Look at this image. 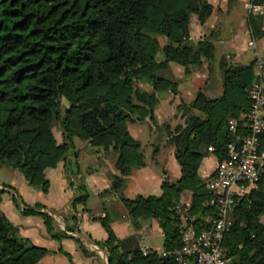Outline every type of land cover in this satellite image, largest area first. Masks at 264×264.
Wrapping results in <instances>:
<instances>
[{"label": "trees", "instance_id": "16d2710c", "mask_svg": "<svg viewBox=\"0 0 264 264\" xmlns=\"http://www.w3.org/2000/svg\"><path fill=\"white\" fill-rule=\"evenodd\" d=\"M212 10L208 0H0V164L17 168L29 184L47 191V167L64 160L67 174L74 173L76 162L67 153L76 156L77 136L97 151L116 152L117 173L101 192H114L134 224L154 217L165 247L181 245L172 205L185 192H190L197 228L208 227L215 212L204 203L209 193L198 173L199 162L209 151L223 157L227 142L246 133L242 114L249 105L254 61L233 63L220 57L221 93L210 96L202 87L189 102L180 99L176 107L183 121L168 130L166 121L156 118L157 90L176 93L177 85L155 72V62L157 57L173 60L188 70L212 58L211 40L189 36L191 16L203 23ZM248 21L255 36L264 34V14H252ZM230 116L239 119L236 132L229 129ZM145 119L151 133H167L180 175L171 180L162 170L159 194L127 196L122 191L126 175L146 162L143 142L127 125ZM56 125L60 141L53 131ZM259 147L264 149V129ZM84 188L79 185L74 201H84ZM4 191L5 184L0 186V203ZM12 198L17 206L22 204L23 213L41 215L51 235H67L55 229L49 212L40 210L41 202ZM262 215L264 162L256 189L238 198L230 213L231 224L222 238L229 250L227 264H264ZM99 220L107 231L100 246L108 264H178L171 256L143 253L136 233L117 236L107 215ZM47 251L21 235L0 205V264H37Z\"/></svg>", "mask_w": 264, "mask_h": 264}, {"label": "crops", "instance_id": "0c3cea01", "mask_svg": "<svg viewBox=\"0 0 264 264\" xmlns=\"http://www.w3.org/2000/svg\"><path fill=\"white\" fill-rule=\"evenodd\" d=\"M208 1L213 5L211 14L203 23L194 15L191 16L189 36L193 41L202 38L211 40L214 43L212 58L203 59L200 65L190 66L188 70L173 60L163 61L157 57L155 62V72L175 81L177 85L176 93L169 89L157 90L159 101L155 113L159 123L166 121L165 130L183 121L176 107L180 99L189 102L202 87H205L210 96L221 93L218 65L220 57H228L233 63H241L254 61L255 51L264 54V34L254 35L248 21L247 0H243L241 5L239 3L240 7L237 6V0ZM251 35H254L255 46L248 45ZM149 123L145 119L127 125L130 133L143 142L146 155L145 164L126 175L122 191L127 196L159 194L162 170L167 171L173 179L180 175V166L174 147L167 142V133L164 129L151 133ZM57 130L59 135L53 129L56 139L60 141L61 132L58 127ZM73 144L76 156L71 151L67 156L76 162L74 173L67 174L64 160L53 167H47L45 174L50 181L47 191L29 184L17 168L0 164V186L4 187L5 184L0 203L2 210L18 226L21 235L48 249L37 264H108L106 253L100 246L107 237V231L99 220L104 215L109 217L111 228L117 236L136 233L141 249L162 246L163 231L154 217L141 219L134 224L135 220L129 216L123 202L114 192H101L110 186L113 174L117 173L114 164L116 152L111 148L97 151L88 140L77 136H73ZM217 162L216 154L209 151L199 162V175L205 178L212 174ZM80 184L85 186L86 196L84 201H74L80 193ZM13 195L21 202H41L43 207L40 210L49 212L55 222V229H64L67 235H51L46 230L42 216L23 213L22 204L17 206ZM181 198L189 202L190 192L183 193ZM261 220L264 221V215ZM67 225H73L74 228L66 229Z\"/></svg>", "mask_w": 264, "mask_h": 264}, {"label": "built area", "instance_id": "2783aa9c", "mask_svg": "<svg viewBox=\"0 0 264 264\" xmlns=\"http://www.w3.org/2000/svg\"><path fill=\"white\" fill-rule=\"evenodd\" d=\"M246 10L248 17L264 14V1L247 0ZM248 45L255 46L254 35L248 39ZM254 64L255 76L247 90L249 105L242 114L247 131L237 136L238 140L227 142L225 155L218 159L213 173L204 178L209 193L204 203L214 207L215 216L208 227L197 228L189 202L180 198L172 208L178 217L181 245L173 249L164 245L145 247L143 253L171 256L178 264H189L191 260V264H227L229 250L222 238L231 224L230 213L238 198L256 189L264 162V149L259 147V134L264 129V54L255 51ZM238 123L237 117L228 118L232 132H236ZM207 148L213 149L212 145Z\"/></svg>", "mask_w": 264, "mask_h": 264}, {"label": "rangeland", "instance_id": "374dc122", "mask_svg": "<svg viewBox=\"0 0 264 264\" xmlns=\"http://www.w3.org/2000/svg\"><path fill=\"white\" fill-rule=\"evenodd\" d=\"M242 2H243V0H237V6H239V3H240V5L242 4ZM240 7V6H239ZM163 39H162V37H160V41H162ZM142 84H145V82H141ZM134 122V121H133ZM181 122H182V120H181ZM129 124H130V122H129ZM57 125L56 126H54V130H55V134H60L59 133V130H57ZM167 172V171H166ZM168 175V177L171 179V180H174L173 178H171V176L169 175V174H167ZM2 178V177H1Z\"/></svg>", "mask_w": 264, "mask_h": 264}]
</instances>
